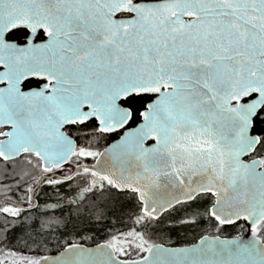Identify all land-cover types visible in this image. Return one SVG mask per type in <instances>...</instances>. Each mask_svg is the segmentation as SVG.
Instances as JSON below:
<instances>
[{"label": "snow or ice", "instance_id": "obj_1", "mask_svg": "<svg viewBox=\"0 0 264 264\" xmlns=\"http://www.w3.org/2000/svg\"><path fill=\"white\" fill-rule=\"evenodd\" d=\"M0 264H264V0H0Z\"/></svg>", "mask_w": 264, "mask_h": 264}]
</instances>
